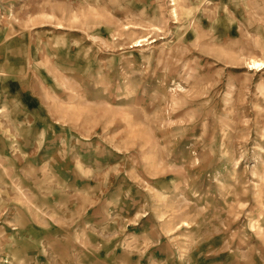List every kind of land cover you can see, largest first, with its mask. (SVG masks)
<instances>
[{"label": "rangeland", "instance_id": "rangeland-1", "mask_svg": "<svg viewBox=\"0 0 264 264\" xmlns=\"http://www.w3.org/2000/svg\"><path fill=\"white\" fill-rule=\"evenodd\" d=\"M0 264H264V0H0Z\"/></svg>", "mask_w": 264, "mask_h": 264}, {"label": "bare ground", "instance_id": "bare-ground-1", "mask_svg": "<svg viewBox=\"0 0 264 264\" xmlns=\"http://www.w3.org/2000/svg\"><path fill=\"white\" fill-rule=\"evenodd\" d=\"M253 64L259 65V62L254 61Z\"/></svg>", "mask_w": 264, "mask_h": 264}]
</instances>
